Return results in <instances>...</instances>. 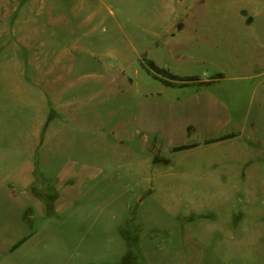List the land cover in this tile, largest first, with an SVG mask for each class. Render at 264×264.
Wrapping results in <instances>:
<instances>
[{
  "label": "rangeland",
  "instance_id": "374dc122",
  "mask_svg": "<svg viewBox=\"0 0 264 264\" xmlns=\"http://www.w3.org/2000/svg\"><path fill=\"white\" fill-rule=\"evenodd\" d=\"M0 5L9 9L11 36L19 31L39 37L37 53L68 52L67 60L58 59L73 80L65 99L76 118L103 125L97 136L89 131L82 140L91 150L85 160L103 171L96 185L76 211L51 224L43 221L39 243L14 264H264V119H248L254 136L236 142L242 148L250 140L249 148L261 154L246 157L245 169L243 157L240 161L225 145L170 158L156 141L136 137L120 144L113 131L122 123L130 128L129 119L145 111L146 103L181 93L147 75L142 59L178 78H197L189 88L220 74L222 94L245 101L240 91L264 81V0H0ZM4 80L9 85L4 114L18 119L20 111L19 119H30V102L24 106L20 96L15 107L14 85L8 76ZM97 147L99 156L92 154ZM158 160H173V166L167 169Z\"/></svg>",
  "mask_w": 264,
  "mask_h": 264
},
{
  "label": "crops",
  "instance_id": "0c3cea01",
  "mask_svg": "<svg viewBox=\"0 0 264 264\" xmlns=\"http://www.w3.org/2000/svg\"><path fill=\"white\" fill-rule=\"evenodd\" d=\"M8 12L7 6L0 5V264H14L35 247L41 240L38 235L43 221L51 224L53 219L76 211L75 205L84 201L103 172L99 165L85 160L91 150L82 143L89 131L97 136L103 125L76 118L73 103L65 99L73 80L59 64L69 58L68 52L54 53L53 57L37 53L39 37L27 38L19 31L11 36ZM59 57L63 58L60 63ZM5 76L14 85L11 90L18 99L15 107L21 105L20 96L24 106L29 101L33 107L30 119H19L20 111L18 119L4 114H8L5 102L9 99ZM223 80L219 74L207 83L192 84V88L191 84L172 86L181 88V93L162 102L146 103L145 111L129 119L130 128L122 122L119 124L124 125L114 127L116 139L120 144L136 137L156 141L168 150L170 158L202 147L225 145L228 152L243 157L245 169L249 164L246 157L261 154L250 149V140L248 144L243 141L248 147L242 148L236 142L254 136V127L250 126L254 123L248 119H264V81L246 93L245 89L240 91L247 96L241 102L233 94H222ZM227 135L231 138L209 142ZM189 145L196 146L173 152L176 147ZM98 149L92 154L99 156ZM58 156L64 157L60 165H56ZM158 161L167 169L173 166V160Z\"/></svg>",
  "mask_w": 264,
  "mask_h": 264
},
{
  "label": "trees",
  "instance_id": "16d2710c",
  "mask_svg": "<svg viewBox=\"0 0 264 264\" xmlns=\"http://www.w3.org/2000/svg\"><path fill=\"white\" fill-rule=\"evenodd\" d=\"M242 15H245L244 11H242ZM249 22H250V19H247L246 23L249 24ZM139 65H140L141 69L143 71H145V73L147 75L151 76L154 80L162 82L163 85H165V86H174L176 84H178V85H187L189 83L198 81L197 78H185V79L178 78V77L172 75L171 73H169L167 70L159 68L151 60H147V59L139 60ZM228 138H231V135H227V136L221 137V138H219L217 140L209 141V142H218V141H222V140H225V139H228ZM195 146L196 145L176 147V148L173 149V152L187 150V149L193 148ZM25 240L26 239H24V240L20 241L19 243H17L12 248V250H14L17 247H19Z\"/></svg>",
  "mask_w": 264,
  "mask_h": 264
}]
</instances>
